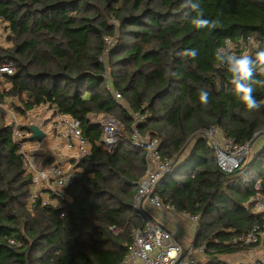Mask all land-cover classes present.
I'll return each instance as SVG.
<instances>
[{
  "label": "trees",
  "instance_id": "1",
  "mask_svg": "<svg viewBox=\"0 0 264 264\" xmlns=\"http://www.w3.org/2000/svg\"><path fill=\"white\" fill-rule=\"evenodd\" d=\"M183 2L0 0V20L11 41L0 45V64L13 66L4 76L10 86L0 89V103L17 96L22 115L48 104L78 119L91 144L77 163L81 170L52 194L55 204H41L42 197L28 203L31 175L0 107V264L121 262L133 230L146 222L133 204L146 149L131 143L132 113L144 116L137 124L140 135L156 138L161 158L172 161L153 191L176 211L197 216L192 244L203 247L200 263L231 264L224 255L258 244L239 238L255 224L264 230V210L255 211L254 199H264V145L225 172L201 129L217 126L243 144L264 127V105L246 110L214 57L227 37L238 43L251 36V50L264 44V0H198L204 17L218 21L211 31L191 25L195 14ZM105 38L112 41L108 51ZM192 48L198 50L195 60L181 55ZM107 68L126 106L108 90ZM201 89L209 92L207 106L199 101ZM254 95L264 100V88ZM90 112L121 120L125 135L115 149L99 142L101 125L89 120Z\"/></svg>",
  "mask_w": 264,
  "mask_h": 264
},
{
  "label": "built area",
  "instance_id": "2",
  "mask_svg": "<svg viewBox=\"0 0 264 264\" xmlns=\"http://www.w3.org/2000/svg\"><path fill=\"white\" fill-rule=\"evenodd\" d=\"M107 40V48L112 41ZM231 45L233 52L242 53L244 50H251L254 45L253 38L247 36L235 43L233 39L227 37L223 40L221 47ZM13 71L10 63L0 64V77L10 74ZM105 83L114 99H121L120 92L111 85L110 73L108 68L104 73ZM126 106V105H125ZM127 108V107H126ZM128 109V108H127ZM88 113L87 117L91 121H98L101 125L100 140L108 150H113L124 138V125L119 118L110 113ZM134 123L131 129L130 140L135 146H142L146 149V166L143 176L138 182L137 190L134 194V206L140 213V216L146 218L143 227L133 230L132 243L128 247L124 258L118 264H201L198 254L203 252V247H195L192 243L182 244L172 233L161 224L154 220L148 219L141 209L143 203L146 202L152 208H172L163 203L162 198L153 191L155 184L164 172L171 166V160H164L157 149V139L142 137L139 133L137 124L144 119L140 113H132ZM12 138L19 143V151H22L24 143L23 130L12 125ZM51 130L64 138L68 145H74L78 153L83 156L89 152V142L83 136L79 120L68 115L59 113L51 122ZM201 134L207 138L209 144L213 148L215 162L217 166L229 172L240 165L247 156L250 148L249 142L239 144L233 139L225 136L221 128L217 126H209L201 129ZM23 164L25 169L29 166L27 156H23ZM31 175V194L28 203L34 202L38 197H42L43 191H49V188L62 189L70 180V175L65 172L62 165L49 163L46 166L36 169ZM258 185V183H257ZM257 206H264V199L257 196ZM46 198L41 199V204H46ZM191 218L197 221V216L192 215ZM116 231V228L113 229ZM264 238V230H260L255 224L250 231L239 239L244 243L261 241Z\"/></svg>",
  "mask_w": 264,
  "mask_h": 264
},
{
  "label": "crops",
  "instance_id": "3",
  "mask_svg": "<svg viewBox=\"0 0 264 264\" xmlns=\"http://www.w3.org/2000/svg\"><path fill=\"white\" fill-rule=\"evenodd\" d=\"M15 97H17V96H6V97H4L3 102L0 103V107H2L5 111V121H8L6 123L9 125H12L13 123L23 124L24 121H29L28 122L29 124H31V123L38 124L40 126V128L46 134L44 138L46 140H49V142L51 141L49 144L50 148H51V150H50L51 152L47 153V157L48 158L50 157V159L47 161L42 160L43 162L41 161L38 165H36L38 162V158H40L39 155L37 154V152H39V151L32 152L30 155L28 154L27 158L29 160V166L26 168V172L32 173L36 169L43 167V166H46V164L48 165L49 163L60 165V163H56V161L53 160V159H55V157L60 156L59 155L60 152H62L61 153L62 155L70 153L71 156H74V157L69 158V161H70L69 163L73 166L72 170L70 171L71 173L69 174L70 176L72 175V173L74 171H80L81 168L77 166V163L82 156L78 153L76 146L68 145V143L66 142V140L64 138L60 137L57 133L50 131L51 130L50 129L51 128V122L55 117H57V115L59 113L55 112L54 109L51 108L50 106H48V104H47L48 108L52 109V115H53L52 120L47 121L48 116L45 117V116H43V114H40L41 111H40V113L37 112L36 115H33L35 110L37 111V108H40L42 106V104H44V103H42L40 105L34 106L33 108L29 109L25 115H22L16 110V108H15V112L12 110L13 105H15V106L21 105L19 98L14 99ZM90 113H95V112H90ZM24 130H26V133H24V135H25L24 136V143L27 141H30V142L34 141L33 143H35V147L41 146V143L37 142L38 141L37 139L32 140L29 138V130H27V129H24ZM55 141H56V143H54ZM256 141H258L257 138L253 141V143H255ZM89 145L91 148L90 143H89ZM251 145H250V147H251ZM261 147H262V145L260 147H258L255 151H257ZM90 148H89V151H90ZM42 152H44V151H42ZM256 185H257V183H256ZM48 194H50L49 191H43L42 197L46 198L48 203H51L48 200V197H49ZM51 204H53V203H51ZM143 209L145 211H147L152 216V220H154L155 222L166 227L172 233V235L174 237H176L182 244L185 245L188 243H192L194 235H195V231H196L197 221H193V219L191 218L190 215L176 211L173 208H152V207L148 206L146 202L143 203ZM261 210H264V208L263 207L259 208L256 206V208H255L256 212L261 211ZM251 249L252 248L244 250L246 255L251 254ZM240 252H238L236 254H232V255H237ZM239 261L244 262V260H239ZM239 261H237V262L235 261V263H238Z\"/></svg>",
  "mask_w": 264,
  "mask_h": 264
},
{
  "label": "clouds",
  "instance_id": "4",
  "mask_svg": "<svg viewBox=\"0 0 264 264\" xmlns=\"http://www.w3.org/2000/svg\"><path fill=\"white\" fill-rule=\"evenodd\" d=\"M182 7L189 9L195 15L191 16L190 23L197 29H208L209 31L218 26V21L209 20L204 17L203 10L198 0H184ZM187 15V14H186ZM181 55L195 60L198 50L186 49ZM216 66L225 69L230 74V91L244 105L248 111H257L264 105V100H257L254 93L257 87L264 88V44H256L254 50H244L236 54L231 45L218 48L214 54ZM169 75H175L169 72ZM201 105L209 103V92L201 89L199 91Z\"/></svg>",
  "mask_w": 264,
  "mask_h": 264
},
{
  "label": "rangeland",
  "instance_id": "5",
  "mask_svg": "<svg viewBox=\"0 0 264 264\" xmlns=\"http://www.w3.org/2000/svg\"><path fill=\"white\" fill-rule=\"evenodd\" d=\"M7 32H8V29L5 26V22L0 20V45L3 46V47H7V46L11 45V41L6 39L7 38ZM9 86H10V84L6 80V78L5 77H0V89L1 90H6L7 88H9ZM14 99H18V97H15ZM118 101H119L120 104L127 105L126 102H125V99L123 97H121V99H119ZM14 106L15 105H13V108L12 107L11 108L15 112V107ZM40 111H41V113H40ZM35 112L33 113V115H36L37 112H38L40 114H43V116H45V117L48 116L47 121L53 119L52 109H49L47 104H42V106L40 108H37V111L35 110ZM101 114H98V115L100 116ZM5 122H8V121H5ZM28 122L29 121H24L23 124L17 123L16 126L19 127L20 125H27V124L29 125ZM22 130L23 131H21V132L23 134L26 133V130H24V129H22ZM257 132H258V134H257L256 138L258 139V141H256L255 143H253L251 145L247 155L248 154L249 155L253 154L258 147H260L261 145L262 146L264 145V127L261 130L257 131ZM32 140H34V139H32ZM33 142L27 141V142L22 144V151H24L23 152L24 155L28 157V154L30 155L32 152L39 151V152H37V154L39 155L40 158H38V162H37L36 165H38L42 160L43 161L49 160L50 157L49 158L47 157V153L51 152L50 151L51 148H50V145H49L51 141L49 142V140H46L45 138H42L41 140L37 141V142L41 143V146H39V147H35V143H33ZM54 143H56V141ZM191 143H192V141L190 142V144ZM188 148L189 147H186L185 150H188ZM42 151H44V152H42ZM61 153L62 152L59 153L60 156L55 157V159H53V160H55L56 163H60V165L62 164L63 165V169L65 170V172H67V174H70L71 173L70 171L72 170L73 166L69 163L70 162L69 158L70 157H74V156H71L70 153L64 154V155H62ZM49 189H50L49 190L50 194H48V196H49L48 200H49V202L55 204L57 199H56V196H52V194L55 195V193L61 192L63 188L62 189L49 188ZM257 207H259V206H257ZM259 208H262V207H259ZM263 208H264V206H263ZM223 257H225L229 262H231V264L235 263V261L237 262L239 260H244V262L245 261L246 262H249V261H253L254 262L255 260H261L262 262H264V243H263V240L261 239V241H259L258 244L251 249V254L250 255L249 254L246 255L245 251L243 250V252L241 251L237 255H232V256L231 255H228V256L224 255ZM198 258L201 261L203 260V258H204L203 252H200L198 254Z\"/></svg>",
  "mask_w": 264,
  "mask_h": 264
},
{
  "label": "water",
  "instance_id": "6",
  "mask_svg": "<svg viewBox=\"0 0 264 264\" xmlns=\"http://www.w3.org/2000/svg\"><path fill=\"white\" fill-rule=\"evenodd\" d=\"M28 130H29V138L30 139H37V140H41L42 138L45 137V132L40 128V126L38 124H34L31 123L28 125ZM257 133L254 134V136L252 137L251 141H250V145L253 143V141L256 139L257 137ZM141 211L143 212V214L150 220H152V216L145 211L144 209H141Z\"/></svg>",
  "mask_w": 264,
  "mask_h": 264
}]
</instances>
